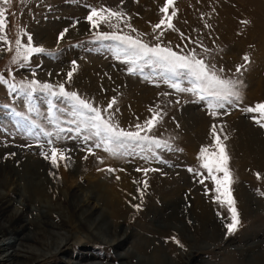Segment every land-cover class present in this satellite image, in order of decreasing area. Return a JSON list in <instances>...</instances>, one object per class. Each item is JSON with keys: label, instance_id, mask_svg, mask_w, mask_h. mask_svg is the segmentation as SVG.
Masks as SVG:
<instances>
[{"label": "rangeland", "instance_id": "1", "mask_svg": "<svg viewBox=\"0 0 264 264\" xmlns=\"http://www.w3.org/2000/svg\"><path fill=\"white\" fill-rule=\"evenodd\" d=\"M165 3L10 0L3 4L0 0V7L6 9L3 34L7 37V42H0V75L17 85L13 91L0 84V209L17 210L16 227L33 220L29 229L34 233L38 224L45 231H70V237L61 239L66 246L52 249L53 254L40 264H138L140 259L145 264H164L166 259L175 264H264V127L253 119L259 113L246 111L264 103V0H174L169 7V14L176 11L174 29H154L164 17L160 9ZM92 7L124 15L111 19L115 27L101 23L93 28L86 19ZM64 29L67 33L58 39ZM98 32H122L174 51H194L206 63L223 68L225 77L243 81L241 99L216 109L213 116L207 101L165 83L161 67L139 62L136 72L130 73L132 65L124 50L116 41L96 39ZM27 35L33 46L48 51L13 62L15 40L26 43ZM73 61L76 70L69 80ZM246 63V69L237 73V65ZM33 79L64 84L101 109L115 98L113 108L103 114L111 115L125 130L135 131L137 123L143 125L159 111L162 119L149 135L169 147L133 145L112 156L103 147H94L95 137L84 141L86 132L74 131L77 125L70 122L75 118L67 101L40 92L28 97L19 91L20 82ZM179 79L183 87L191 86L184 76ZM49 100L56 106L53 116L47 111ZM59 128L65 131L57 137ZM44 131L53 135L45 136ZM216 136L226 147L234 180L231 190L240 226L232 234L225 227L231 222L230 213L215 199V183L207 178L200 157L202 147L217 151ZM89 146L94 154L87 152ZM52 147L70 157L58 168L42 154L50 156ZM28 167L41 181L32 183V195ZM3 181H10L7 187ZM44 199L49 210L40 205ZM136 204L139 209L133 207Z\"/></svg>", "mask_w": 264, "mask_h": 264}, {"label": "snow or ice", "instance_id": "2", "mask_svg": "<svg viewBox=\"0 0 264 264\" xmlns=\"http://www.w3.org/2000/svg\"><path fill=\"white\" fill-rule=\"evenodd\" d=\"M3 4H9L10 0H2ZM174 0H166L164 6L160 9L164 13V17L154 25V29H161L162 26H166V29H174L173 17L176 16V11L173 10L169 14V7L173 6ZM6 9L0 7V42H7V37L3 34L6 27ZM124 13L119 10H112L108 8H95L92 7L86 19L89 21L93 28H98L101 23H108L110 26L115 27L116 25L111 24V19H121ZM247 23V22H245ZM127 27L131 28L133 32L136 29L132 28L131 24H127ZM68 29H64L59 33L58 39H62L67 33ZM163 35V32L160 33ZM98 40H112L118 43V47L122 48L125 52V59L129 61L132 67H129L130 73L136 72V65L139 62H144L148 65H157L164 69V82L167 83L171 88L178 92H190L198 97L199 100L207 101L210 109V114L217 115L216 109L224 108L226 104L231 105L241 99L240 86L243 85V81L239 79H233L231 77H225L223 75L224 69L217 68L214 64L206 63L203 58H198V54L193 52L182 53L174 51L173 48L161 45L160 43L149 44L139 36H132L131 34H124L122 32H98L96 34ZM159 39V36L156 37ZM15 52L16 55L13 57V62L18 59L23 61L29 60L34 53H45L46 50L42 46H33L31 35H27V42L22 43L21 39L15 40ZM179 47V46H177ZM11 51V48H9ZM49 55L52 53L49 52ZM245 62L249 61V57L245 55L243 57ZM72 71L67 73L68 79L71 80L73 72L76 70V62L73 61ZM247 67V63L244 65H237L236 72L241 73ZM184 76L190 80V87H183L180 81V77ZM0 84H7L8 88L15 91L17 85L8 82L4 76L0 75ZM19 91L24 95L31 97L33 94L40 92L46 93L49 97L58 98L65 100L70 105L71 115L75 118L70 121L76 124L77 127L74 131L79 134L82 131L86 132L83 139L84 141L92 140L96 138L94 147H103L106 152L112 156H117L120 150L125 147H131L133 145L143 146L145 144L154 146L159 149L161 147L168 148L166 141L149 135L152 128L159 123L162 119V115L159 111L153 112L151 118H149L143 125L137 123L135 125V131L125 130L120 127L119 123L116 122L111 115L107 118L103 112L107 109H112L116 103L115 98L108 103L107 109H101L94 106V104L87 98L82 97L75 91H68L64 84L53 86L47 82H41L33 79L27 82H20ZM55 104L52 100H49V107L47 109L50 116L54 115ZM249 113H259V117L254 116L253 119L257 123L264 127V103H257L254 107H248L246 109ZM18 116L21 113H16ZM34 127L39 125L33 122ZM65 131L64 128H59L56 132L57 137L60 132ZM73 131V129H68ZM143 133V134H142ZM212 133L215 135V125L212 127ZM43 135L51 137L52 132L44 131ZM226 139V137H225ZM52 143L51 140L48 141ZM215 147L217 151H209L208 148L202 147L200 151V157L203 161L202 167L207 170L208 177L215 183V192L217 196L215 199L220 202L222 206L226 205L230 213L231 222L225 225L227 233L232 234L236 232L240 226L239 213L235 207V200L232 195L231 185L234 180L231 176L230 169L228 167L229 156L226 152V147L221 142L219 136H216ZM87 152L93 153L92 146L87 148ZM45 159H50L54 167L60 166V161H67L70 159L63 149H57L56 147L51 148V155L46 153ZM87 157H85L86 159ZM102 162V161H101ZM67 164H65V167ZM99 170V169H98ZM108 171H115L114 169H107ZM141 171V169H137ZM145 173L149 169H143ZM193 171V169H189ZM217 173H223L222 176ZM55 175V173H51ZM259 178V174L257 173ZM203 183V181H201ZM147 182H145V187ZM143 193L141 192V197ZM133 207L139 209L140 205L136 204ZM171 239L178 245L183 247L182 243L176 238Z\"/></svg>", "mask_w": 264, "mask_h": 264}, {"label": "bare ground", "instance_id": "3", "mask_svg": "<svg viewBox=\"0 0 264 264\" xmlns=\"http://www.w3.org/2000/svg\"><path fill=\"white\" fill-rule=\"evenodd\" d=\"M30 170H32V167H28V174H30L31 177L29 176L28 179L26 178L27 181H28V183H29V185H31V187H28V191L29 192L32 190V183L33 182H34V184H41V181H39V180L36 181L35 180V178L37 176L35 177V173H33ZM27 181H26V183H27ZM9 182L10 181H3V184L6 185V187H7V185H8ZM45 188L46 187H44V189ZM35 192L36 191H34V193ZM38 192L39 191L37 189V193ZM15 194H16V192H15ZM32 194L33 193H31V195ZM41 195H42V193H41ZM17 196H20V195H18V193H17ZM4 198L5 197H3V199ZM36 200H37V197H36ZM39 200H40V198H39ZM44 200H46V199H44ZM48 200H51V198L48 199ZM50 202L53 203L52 200ZM48 203H49V201L47 202V200H46L43 203H41L40 205L42 207L46 206L48 208V210H49V208H51V206H49ZM61 203H63V202L61 201ZM20 204H22V202ZM4 208H8V206H6ZM53 208L54 209L55 208L57 209L58 207H54L53 206ZM36 209L38 210V207ZM7 211H8V209H5V210L4 209L2 210V208L0 209V264H40L41 262H43V261L45 262V260H47V258L49 256V253L53 254L52 253V249H54V250L57 251V250H59L61 248H64L66 246L65 244H63V243H65L63 240H66L68 238L67 235L70 234L69 233L70 231H65L64 234L61 233V232H59V231L58 232L45 231L46 229H43L44 227L42 228L41 227V224H38L37 222H35L39 226L38 225H37L38 227L35 226L36 227V229H35L36 232L34 233L33 231H31L29 229V226H31V225L34 224V221L33 220H31V219L27 220V223H25L26 226L16 227V222L18 220H20L19 213L17 212V210H9V212H7ZM32 211H34V210H32ZM42 213H44V212H42ZM49 214H52V213H49ZM87 214H88V212H87ZM87 214H86V216H87ZM42 215H44V214H42ZM73 216H75V215H73ZM4 220L8 222V225H3ZM38 220H39V218H38ZM71 221L73 223V220H71ZM96 221H94V223H93L94 226L97 225L96 224ZM90 222H92V221H90ZM41 223H43V222H41ZM49 223L51 224L50 221H49ZM77 224H78V222H77ZM203 224H204V222H203ZM91 225H92V223H91ZM104 226H105V224H104ZM100 228H98V229H100ZM107 231H109V230H107ZM99 232H101V231H99ZM63 237H64V239H63ZM61 239H63V240L61 241ZM189 262L190 261H188L187 264H189ZM137 263L138 264H145V262L143 260H141V259L138 260ZM75 264H77V263H75ZM78 264H80V263H78ZM81 264H83V263H81ZM86 264H88V263H86ZM91 264H92V262H91ZM98 264H100V263H98ZM164 264H175V263H173L172 261H168L166 259V260H164Z\"/></svg>", "mask_w": 264, "mask_h": 264}]
</instances>
